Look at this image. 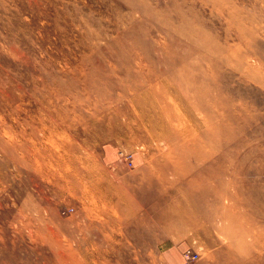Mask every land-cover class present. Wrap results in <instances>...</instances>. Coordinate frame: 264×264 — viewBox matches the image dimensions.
<instances>
[{"label":"rangeland","instance_id":"rangeland-1","mask_svg":"<svg viewBox=\"0 0 264 264\" xmlns=\"http://www.w3.org/2000/svg\"><path fill=\"white\" fill-rule=\"evenodd\" d=\"M186 253L264 264V0H0V264Z\"/></svg>","mask_w":264,"mask_h":264},{"label":"built area","instance_id":"built-area-1","mask_svg":"<svg viewBox=\"0 0 264 264\" xmlns=\"http://www.w3.org/2000/svg\"><path fill=\"white\" fill-rule=\"evenodd\" d=\"M184 260H185V262L188 264V263H190V262H192L193 260H195V256L194 255H192V254H189V253H186L185 255H184Z\"/></svg>","mask_w":264,"mask_h":264},{"label":"bare ground","instance_id":"bare-ground-1","mask_svg":"<svg viewBox=\"0 0 264 264\" xmlns=\"http://www.w3.org/2000/svg\"><path fill=\"white\" fill-rule=\"evenodd\" d=\"M188 82V81H187Z\"/></svg>","mask_w":264,"mask_h":264}]
</instances>
